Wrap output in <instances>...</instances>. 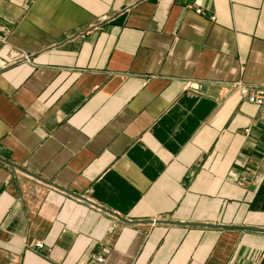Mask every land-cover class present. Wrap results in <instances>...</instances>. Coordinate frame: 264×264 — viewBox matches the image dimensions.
<instances>
[{"label":"crops","instance_id":"obj_1","mask_svg":"<svg viewBox=\"0 0 264 264\" xmlns=\"http://www.w3.org/2000/svg\"><path fill=\"white\" fill-rule=\"evenodd\" d=\"M236 81L264 0H0V264H264Z\"/></svg>","mask_w":264,"mask_h":264},{"label":"built area","instance_id":"obj_2","mask_svg":"<svg viewBox=\"0 0 264 264\" xmlns=\"http://www.w3.org/2000/svg\"><path fill=\"white\" fill-rule=\"evenodd\" d=\"M196 11L199 12L200 9L196 8ZM230 85L239 90L240 95L245 101L254 105L264 106V83H245L243 81H236L230 83ZM188 86L196 89V87H192L190 83H188ZM200 86L201 83H198L197 89H199ZM33 248L40 250L43 248V244L41 242H35ZM94 260L98 264H102L104 261L102 256H95Z\"/></svg>","mask_w":264,"mask_h":264},{"label":"water","instance_id":"obj_3","mask_svg":"<svg viewBox=\"0 0 264 264\" xmlns=\"http://www.w3.org/2000/svg\"><path fill=\"white\" fill-rule=\"evenodd\" d=\"M196 88H198V85H197ZM0 155L3 156V157L7 156V152L2 147H0Z\"/></svg>","mask_w":264,"mask_h":264}]
</instances>
